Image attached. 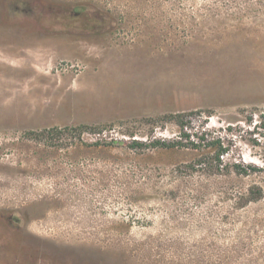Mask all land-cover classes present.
<instances>
[{
	"label": "rangeland",
	"instance_id": "1",
	"mask_svg": "<svg viewBox=\"0 0 264 264\" xmlns=\"http://www.w3.org/2000/svg\"><path fill=\"white\" fill-rule=\"evenodd\" d=\"M0 20L68 22L0 28V210L28 223L0 264H264V0H0Z\"/></svg>",
	"mask_w": 264,
	"mask_h": 264
},
{
	"label": "flooded vegetation",
	"instance_id": "2",
	"mask_svg": "<svg viewBox=\"0 0 264 264\" xmlns=\"http://www.w3.org/2000/svg\"><path fill=\"white\" fill-rule=\"evenodd\" d=\"M59 9V8H58ZM61 18H64V12L67 13V11H63V8L61 9ZM72 12L74 15H79L81 10L79 9H72ZM30 23V24H29ZM29 24L31 28H45V27H55L56 25L53 26L54 23L49 22V21H34V22H25V21H17V20H0V28H23V25ZM55 24H60L61 26H56L55 28L61 29V32L64 33L67 28L65 25L68 24V22L65 21H60ZM59 32V31H57ZM26 220H24L22 216V212H20L18 209H5L2 208L0 210V226L2 229L3 234H0V242L5 243L4 235L6 232H11V231H22L26 228L27 226ZM8 227V228H6Z\"/></svg>",
	"mask_w": 264,
	"mask_h": 264
},
{
	"label": "trees",
	"instance_id": "3",
	"mask_svg": "<svg viewBox=\"0 0 264 264\" xmlns=\"http://www.w3.org/2000/svg\"><path fill=\"white\" fill-rule=\"evenodd\" d=\"M192 113V112H191ZM189 114L187 113H178V114H175L173 117L175 118V120H177V121H179V119L180 118H183L184 116H188ZM179 124H180V126L181 127H183L184 126V124H183V122L182 121H179L178 122ZM185 138L186 137H189V135H187L186 133H184L183 132V134H182ZM178 143V142H177ZM155 145H157V146H165V147H169V146H173V145H176V142L175 143H169V142H166V141H160V140H156L155 141V143H154ZM133 145L134 146H141L142 145V143L141 142H133ZM191 145H195V144H193V142L191 143ZM222 152H223V150L221 151V154H222ZM219 154L220 153H218V156H219Z\"/></svg>",
	"mask_w": 264,
	"mask_h": 264
}]
</instances>
